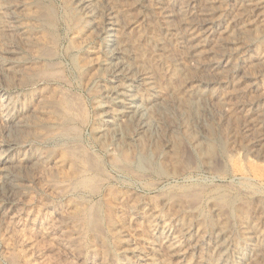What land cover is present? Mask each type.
Instances as JSON below:
<instances>
[{
	"label": "bare ground",
	"instance_id": "obj_1",
	"mask_svg": "<svg viewBox=\"0 0 264 264\" xmlns=\"http://www.w3.org/2000/svg\"><path fill=\"white\" fill-rule=\"evenodd\" d=\"M61 1L70 23L76 29L82 25L85 28L77 31L75 50L81 53L85 63L88 88L90 91L96 89L90 94L93 109L91 138L102 148L104 162L115 171L124 176L132 173L142 176L141 172L149 170L147 164H153L151 155L155 162L171 168L176 164L174 133L180 122L176 117L174 119L177 106L171 84L175 71L180 73L179 78H184L180 89L191 117L188 133L195 135L190 143L199 154L204 153V144L209 141L206 140L210 128L207 119L211 116L213 102L220 98L218 89L227 84H245L248 89L259 92L256 100L245 105L257 116L247 119L251 128L248 130L256 125L261 127L253 146L264 143V50L258 47L262 43L259 40L264 42V34L257 38L251 34L253 27L258 28L264 23V0H129V12L134 13L129 23L123 22L112 0ZM224 2L229 5L223 7ZM236 5L242 7L243 12L232 16L230 7ZM51 6L46 0H0V213L17 194L21 167L32 169L41 163H53L58 169L63 165L72 169V166L81 165L79 172L73 169V177L71 174L65 181L49 184L56 196L82 194L88 183L102 173L101 161L91 158L90 153L84 152L87 155L83 153V156L75 134L70 133L78 122L75 118L77 104H73V98L65 97L64 93L58 100L54 98L56 95L36 92L33 99L37 105L32 107L25 106L11 91V79L35 83L60 69V63L55 60L57 52L50 41L52 38L53 44H57L54 37L59 16ZM152 8L158 11L159 24L150 11ZM135 33H139L141 45L147 49L154 68L145 61L144 55L135 56V48L130 45V35ZM174 37L183 48L180 51L185 52V59L170 43V38ZM229 97L232 98L226 95V100ZM243 105L238 104V107ZM229 108V103L222 107L224 111ZM178 116L179 120L183 118V114ZM60 138H64L62 151L68 154L67 158L62 154L59 157L46 154L44 150L48 147L44 144L49 140L57 142ZM125 152L132 154L129 163L121 159ZM232 156L241 160L238 153ZM211 162L201 164L203 174L217 171L213 167L215 162ZM242 171H236L234 177H243ZM196 173L190 171L188 175ZM246 176L264 184V177L256 173ZM201 189L185 190L176 200L161 196L158 201L138 200L135 203L134 197H129L130 204L126 203L128 218L133 222L143 221L147 233L144 239L139 240L121 223L112 224L117 233L109 261L104 257L105 252L100 255L96 251V246L108 250L101 235H94L95 244L89 247L87 258L81 252L78 258L85 264H264V196L249 187L242 188L255 209H250L253 211L250 216L234 227L231 222L234 195L227 194L232 198L223 201V196L227 197L224 191H212L205 198L204 189ZM79 204L73 203V209ZM92 208H82L77 221L73 223L69 218L66 222L71 226L70 235L78 241L84 230L93 229L95 225L97 215ZM168 208L171 211H166ZM13 216L20 215L14 212ZM62 227L60 224L58 231Z\"/></svg>",
	"mask_w": 264,
	"mask_h": 264
},
{
	"label": "rangeland",
	"instance_id": "obj_2",
	"mask_svg": "<svg viewBox=\"0 0 264 264\" xmlns=\"http://www.w3.org/2000/svg\"><path fill=\"white\" fill-rule=\"evenodd\" d=\"M46 1H48L49 4H52L51 7L55 8L59 16V26L57 27L56 35L54 37L57 44H53L52 38H50V41L52 42L51 46L55 48V51L57 52L55 60H57L58 64L60 63V71L58 70L57 73L53 74L54 76L49 75V77L45 76L39 78L35 81V83H27V80L20 78L14 79V81L11 79V91L18 99L21 100V102L24 103L25 106L32 105V107L37 105V103H35L37 101L33 99V95L36 92L50 96L56 95L54 98H58V100L62 95H64V93H66L64 95L65 97L68 96L71 97V99L73 98L75 100L74 101L72 99L73 104H77V110H75L77 112V116L75 115V118L78 120V122L76 121V126L73 128L78 129V131L74 129L75 131H73L75 133H73L72 130V132H69L71 135L75 134L74 136H76V142H79L78 147L81 146L80 149L82 148L81 150H83V156L84 154L87 155L90 153L88 155H92L91 158L101 161L102 173L100 176L101 178H95L94 181L89 182L86 188L83 189V196L78 192L64 196H56L52 193L50 188L51 185L49 184H57L59 181H65L66 178H70L71 174L73 177V173L75 172L74 170L79 172L78 168L79 166L81 167V165L72 166V169L68 165H63L58 169L53 165V163H50V165H44V163H41L32 169H23V167H21L17 186L19 189L17 188V192L15 191L17 194L14 195V198L5 206L3 209L4 211L2 210L0 213V264H85L84 260L78 258L79 253L81 252L80 254H86L89 247L95 244L93 241L94 235H101L105 244H108V247L105 248L108 249L106 251H103L100 246H96L98 254L101 255L105 252L104 257L107 258L108 262L115 247L113 239L117 232L116 230L114 231V225L116 226L117 223H121L123 227L129 229L139 240H143L147 235L142 220L133 222V220L128 218V206H126V203L128 201L130 204L128 200L129 197H134L133 202L137 203L139 202L138 200H140V202L149 200L158 201L162 198L161 196H167L165 198L169 197L171 200L172 198H174V200L180 199L182 197L181 194L185 190L201 191V188H203L205 193L203 192L202 194H204L205 198L215 191L217 193H222L224 191V194L227 195L232 193L231 195H234L235 197H233L234 217L231 221L234 227H237L242 219L249 217L250 213L253 212L251 210L255 209V205L250 198L242 192V188L245 186L249 187L256 191L259 195L264 196V184L253 182V180L246 176V174L251 175L256 173L262 178L264 177V143H261L258 146H253L254 140L259 136L261 127L256 125L252 127V130H248L251 129L247 125L249 123L248 121L252 118H256L257 116L251 113L250 109L245 105V103L256 100L259 92L257 93L248 89V85L245 84H241V86L236 84H227L224 87H219L218 90L220 91V98L215 99L213 102L211 116L207 119L210 128L209 133L206 136V140L209 141L204 144V149H206L204 153H202V155L204 154L207 156H202L199 154L200 152L198 153L190 143L192 137L195 135H190L188 133L190 132L188 125L191 126V117L189 109L182 101L183 96L180 89L184 78H182V76L179 78L180 73L175 71L174 83L171 84L174 103L177 106L174 108V119L176 117L177 121L180 122V129L178 128L174 133V162H176V164L174 163L171 168V166L169 167L166 164L164 165L155 162L154 155L153 157L151 155L150 158L151 161H153V164H147V169L149 170L145 173L141 172L142 176H146V179H142V176L137 174L134 175L133 173L128 176H124L123 174L115 171L109 163L104 162L102 148L95 144L91 138L90 122L93 118V109L91 108L92 106H90V94L94 93L95 88H92L93 91H90L88 88L86 69L83 66L85 63L83 62L82 55L80 57L81 53L78 54L77 50H75L77 46L76 38H78L77 31L79 32L81 29L83 31L85 28L82 25L76 29L70 23L68 20L69 18H67L65 14L66 12L63 1ZM111 2L118 7L117 9H119L124 23H129L130 20H133L134 13L132 14V12H129V0H112ZM228 5V2L223 3V7ZM150 11L155 16L156 23L159 24V15L156 8H152ZM242 12L243 8L240 6L238 7V5H236L235 8L230 7L229 10V13L232 16L241 14ZM252 30L251 34H254L253 37H259L264 34V23L262 26L259 25L258 28L253 27ZM33 40L34 39H32L31 43L34 42ZM259 41L262 42L258 44L259 49L264 50V42L262 40ZM130 42V45H133L132 47L135 48V56L139 58V56L142 57L144 55L145 61H147V63L149 62L148 64L152 65V68H154L155 64L152 61L150 63V57L148 56V51H146L147 49L141 45L139 33L130 35ZM170 43L173 48H177L176 50L178 51L183 49L177 43L175 37L174 39L170 38ZM136 49H138V51ZM179 53H181L182 58L185 59V52L180 51ZM31 67L34 66L32 65ZM175 74L178 76L179 80ZM56 76L58 77L56 78ZM216 88L217 87H215V89ZM88 89L89 91H87ZM226 95H230L232 98L229 97L227 98L228 100H226ZM225 103H229L230 105V108L227 111L222 109ZM238 104H244L245 106L243 105L239 108ZM198 110L199 112L201 111L200 108ZM178 114H183V118L181 120H179ZM1 138L2 135H0V139ZM59 141L61 144H59ZM62 141L64 142V138L58 139L57 142L56 140H49L44 144L48 147L47 150H44L45 153H51L54 156L56 155V157H59V155L62 154V157L67 158L66 156H68V154L62 151ZM251 147H253V150ZM233 153H238L241 160H236L234 156H232L234 155ZM199 157H202V160ZM121 159L124 162L126 161L129 163L132 160V154L125 152V154L123 153L121 155ZM206 161H209L212 164L215 162V166L213 164V167L217 169V171L203 174L202 169L200 168L205 165L204 163ZM201 164H203V166ZM190 171H194L195 173L197 171V173L189 176L188 174ZM236 171H242L245 175L243 174L244 176L240 178L234 177ZM134 173H137V171ZM177 174H186L188 176L186 178H181L179 177L180 175ZM173 176L175 180H172ZM103 177H105V179ZM159 180H161V182H159ZM169 181L170 183H168ZM157 182H159V184H157ZM199 186L201 187L199 188ZM212 187L218 190H212ZM163 193H166L167 195ZM223 197V201H228L232 198L229 195H227V197L224 195ZM223 201L222 203H224ZM75 202L80 204L73 209L72 204ZM88 205L94 207L92 209L96 212L97 217L95 215L96 219L94 218L95 225H93V229L90 228L89 230H84L79 242L78 239L76 240L70 235L71 226L70 224H66V222L69 218L72 219L71 221L73 223L77 221L76 218L78 217V213L82 210V208L89 207ZM47 206L48 208H45ZM169 208L166 209V211H171ZM14 212L20 216L14 218ZM60 224L63 227L61 231H58V226ZM112 224L113 226H111ZM86 256L87 254L85 257Z\"/></svg>",
	"mask_w": 264,
	"mask_h": 264
}]
</instances>
